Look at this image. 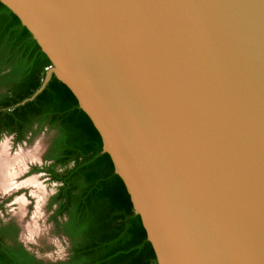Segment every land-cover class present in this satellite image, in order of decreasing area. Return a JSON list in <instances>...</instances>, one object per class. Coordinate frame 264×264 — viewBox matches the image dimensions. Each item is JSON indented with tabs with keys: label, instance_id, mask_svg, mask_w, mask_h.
Wrapping results in <instances>:
<instances>
[{
	"label": "water",
	"instance_id": "water-1",
	"mask_svg": "<svg viewBox=\"0 0 264 264\" xmlns=\"http://www.w3.org/2000/svg\"><path fill=\"white\" fill-rule=\"evenodd\" d=\"M99 132L157 264H264V0H0Z\"/></svg>",
	"mask_w": 264,
	"mask_h": 264
},
{
	"label": "trees",
	"instance_id": "trees-1",
	"mask_svg": "<svg viewBox=\"0 0 264 264\" xmlns=\"http://www.w3.org/2000/svg\"><path fill=\"white\" fill-rule=\"evenodd\" d=\"M51 65L0 2V133L15 134L20 142L35 130L55 131L45 170L61 186L49 208L57 205L52 220L70 241L69 259L46 263L26 251L14 222H0V264H157L126 186L73 92L53 76L33 101L18 105L39 89Z\"/></svg>",
	"mask_w": 264,
	"mask_h": 264
},
{
	"label": "rangeland",
	"instance_id": "rangeland-1",
	"mask_svg": "<svg viewBox=\"0 0 264 264\" xmlns=\"http://www.w3.org/2000/svg\"><path fill=\"white\" fill-rule=\"evenodd\" d=\"M54 136L55 131L47 127L27 133L20 142L12 134L0 133V154L23 161L10 186L1 182L0 170V219L15 221L20 241L46 263L64 260L70 250L69 240L52 220L57 205L49 208L50 198L60 185L44 172H32L33 167L44 166L43 156Z\"/></svg>",
	"mask_w": 264,
	"mask_h": 264
},
{
	"label": "bare ground",
	"instance_id": "bare-ground-1",
	"mask_svg": "<svg viewBox=\"0 0 264 264\" xmlns=\"http://www.w3.org/2000/svg\"><path fill=\"white\" fill-rule=\"evenodd\" d=\"M22 162L20 158L10 159L6 153L0 154L1 182L4 186L11 185V180L22 167Z\"/></svg>",
	"mask_w": 264,
	"mask_h": 264
},
{
	"label": "flooded vegetation",
	"instance_id": "flooded-vegetation-1",
	"mask_svg": "<svg viewBox=\"0 0 264 264\" xmlns=\"http://www.w3.org/2000/svg\"><path fill=\"white\" fill-rule=\"evenodd\" d=\"M12 135H14L15 136V141L16 142H18L17 141V138H16V135L15 134H12ZM48 151V150H47ZM47 151H46V153H47ZM46 153H45V155H46ZM45 155L43 156V160H44V162H45V164H44V166L43 167H33L32 168V172H33V170L35 169V168H39L41 171H38V172H44V173H46L49 177H50V179H51V176H50V174L45 170V168H46V166H48V165H50L51 163H52V161H47V160H45L44 159V157H45ZM52 180V179H51ZM55 182V181H54ZM58 183V182H57ZM60 186H61V184L60 183H58ZM51 199V198H50ZM0 208H2V205H0ZM65 220H66V218H64ZM0 222L1 223H5V224H7V223H10V222H14L15 224H16V226L18 227V229H19V226H18V224L15 222V221H12V220H9V221H4V220H1L0 219ZM19 234H20V229H19V233H18V239H19ZM64 235V234H63ZM64 237H66L65 235H64ZM67 238V237H66ZM68 239V238H67ZM69 240V239H68ZM19 241H20V239H19ZM21 242V241H20ZM70 242V241H69ZM22 243V242H21ZM23 244V243H22ZM24 245V244H23ZM25 246V245H24ZM26 248V247H25ZM26 251L27 252H29L32 256H34V257H36L35 255H33L27 248H26ZM69 256H70V251H69V254H68V256L64 259V260H61V261H65V260H67V259H69ZM37 258V257H36ZM37 259H39V258H37ZM40 260V259H39ZM50 263H56V262H50Z\"/></svg>",
	"mask_w": 264,
	"mask_h": 264
}]
</instances>
